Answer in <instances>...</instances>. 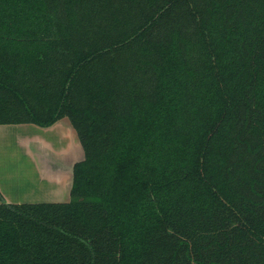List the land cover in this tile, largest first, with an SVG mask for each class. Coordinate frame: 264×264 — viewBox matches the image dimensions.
I'll use <instances>...</instances> for the list:
<instances>
[{
  "label": "trees",
  "instance_id": "obj_1",
  "mask_svg": "<svg viewBox=\"0 0 264 264\" xmlns=\"http://www.w3.org/2000/svg\"><path fill=\"white\" fill-rule=\"evenodd\" d=\"M67 117L63 202L0 201V264H264V0H0V124Z\"/></svg>",
  "mask_w": 264,
  "mask_h": 264
},
{
  "label": "crops",
  "instance_id": "obj_2",
  "mask_svg": "<svg viewBox=\"0 0 264 264\" xmlns=\"http://www.w3.org/2000/svg\"><path fill=\"white\" fill-rule=\"evenodd\" d=\"M84 153L66 118L49 126L0 124V201L63 202Z\"/></svg>",
  "mask_w": 264,
  "mask_h": 264
},
{
  "label": "rangeland",
  "instance_id": "obj_3",
  "mask_svg": "<svg viewBox=\"0 0 264 264\" xmlns=\"http://www.w3.org/2000/svg\"><path fill=\"white\" fill-rule=\"evenodd\" d=\"M63 118H66L68 121H69V119L67 118V117H63ZM70 122V121H69Z\"/></svg>",
  "mask_w": 264,
  "mask_h": 264
}]
</instances>
